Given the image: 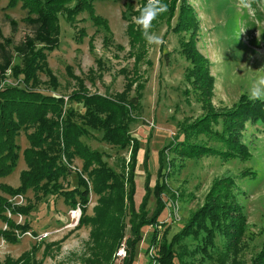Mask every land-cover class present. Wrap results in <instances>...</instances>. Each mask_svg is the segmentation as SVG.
<instances>
[{"label": "rangeland", "instance_id": "rangeland-1", "mask_svg": "<svg viewBox=\"0 0 264 264\" xmlns=\"http://www.w3.org/2000/svg\"><path fill=\"white\" fill-rule=\"evenodd\" d=\"M188 1L198 19L195 45L207 58L209 72L213 77L210 100L216 110L229 107L240 93L248 95L252 78L259 70H264V11H260L255 4L253 14L246 9L238 10L236 0ZM6 2L7 0H0V43L1 36L11 38L6 49L11 55V62L21 65V56L16 53L14 45L30 30V26L23 20L25 9L20 6V2L8 7L5 6ZM138 3L139 0L92 1L94 13L106 19L109 33L103 27L94 25L85 10L78 12L71 23L64 18L63 11L58 12V44L45 51L46 65L51 70L54 83L44 70H36V89L42 93L61 96L66 101L64 106L73 109L76 114L73 118L77 122H82L80 115L83 107L80 102L66 100L67 95L77 86V81L69 75V71L81 78L89 92L111 94L119 91L124 82L121 69L132 71L133 58L128 50L125 34L127 19L121 16V11L125 18H130L129 9L124 5L136 7ZM5 14L16 21L14 31L10 29ZM170 23H174L173 17ZM80 27L81 35L78 33ZM152 32L161 36L163 42L158 45L145 42L142 58H149L151 64L147 65L143 60L139 63L138 69L144 79L140 90V107L136 119L129 124V132L139 141L133 174L135 207L144 192L145 177L148 178L149 188L157 179L156 181L165 182L167 189L161 194L165 207L159 212L157 221L143 224L139 228L140 238L133 244V260L141 261V252L147 244L157 250V240L162 234L168 239L179 229L188 213L202 203L214 177L229 175L234 182V195L241 205L244 225L240 240L221 262L229 264L235 260L234 262L248 263L264 242V119H247L240 129V139L249 152L247 158L233 157L224 160L213 154L180 158L173 154L175 158L174 162L172 160V168L169 166L166 175L156 178L158 150L175 135L182 119L191 121L203 111L196 92H185L186 87H190L184 78L189 61L179 50V34L169 30L164 20L156 22ZM16 81L8 69L5 82L14 84ZM217 119L218 122L215 121L212 126L218 129L221 119ZM85 127L87 132L79 136L80 140L90 148L101 151L103 160L114 170H118L120 161H126L128 150L100 139V129L87 125ZM31 129L20 128L15 135L18 147L16 162L10 172L0 176V183L11 186L18 184V173L20 169L26 168L21 152L28 145L25 133ZM197 138L208 145L219 144L203 134H198ZM171 155L169 152L167 157L170 158ZM62 160L65 161L63 157ZM66 163L70 172L63 180L59 179L63 187L69 188L76 183V172L79 171L81 160L74 157L71 163ZM165 165L168 166L167 163ZM0 194L14 204H32L26 214H11L7 210L5 213L16 223L26 221L30 226L29 230L35 233L32 235L29 231H24L14 243L0 237V262L7 257L14 259L27 252V259L21 258L22 264H94L99 254V249H95L99 248L96 243L98 241L90 237L89 223H79L82 214L91 216L94 212L93 206L97 203L94 192L89 191L84 209L79 201L71 205L59 194L46 193L34 199L30 188L21 195L10 196L1 190ZM145 204L149 214L154 206L151 192ZM123 222V235L119 241L127 242L130 235L127 213L123 216ZM0 227H5L1 219ZM153 228L156 241L150 240ZM42 233L45 234L37 237ZM181 243L188 249H193L196 240L186 237ZM221 247V235L216 232L209 251L214 254ZM114 249L110 251L106 264L112 262ZM182 259L184 264H211L212 261V257L201 255L198 250L191 255H184ZM174 264H178L176 258Z\"/></svg>", "mask_w": 264, "mask_h": 264}, {"label": "trees", "instance_id": "trees-1", "mask_svg": "<svg viewBox=\"0 0 264 264\" xmlns=\"http://www.w3.org/2000/svg\"><path fill=\"white\" fill-rule=\"evenodd\" d=\"M92 1L7 0L5 4L8 7L20 2V6L25 9L23 20L30 26V30L14 45L16 53L21 56V65L11 62V55L6 49L11 38L1 36L0 176L10 172L15 165L18 148L15 135L18 130L32 129L25 133L28 145L21 152L26 168L20 169L18 184L11 186L1 182L0 190L11 196L21 195L30 188L33 190L34 199L46 193L59 194L71 205L79 201L82 209L89 191L94 192L97 195L94 212L91 216L82 214L79 223H89V235L98 241L96 243L99 248L94 247L99 249V254L93 263L106 264L110 251L116 247L123 235V216L126 213L128 215L130 235L127 244L132 247L140 238V226L157 221L159 212L165 207L161 194L167 189V184L156 179L149 188L148 178L145 177L144 192L135 207L133 174L139 141L129 132V124L136 119L140 107V90L144 79L138 69L139 63L143 60L150 65L151 60L142 58L146 40L133 22V17L138 15L136 10L145 5L147 0H139L136 7L124 5L129 9L130 18H125L121 11V16L127 19L125 34L128 50L133 58L132 71L121 69L124 82L119 91L111 94L89 92L81 78L69 71V75L77 81V86L67 95L66 100L80 102L83 107L80 115L82 122L73 118L76 114L71 107L64 106L66 101L61 96L42 93L36 89V70H44L54 83L51 70L46 65L45 51L55 48L58 44V12L63 11L64 18L71 23L78 12L85 10L94 25L103 27L109 33L106 19L94 13ZM164 2L168 5L167 12L152 22L151 31L156 22L164 20L169 30L179 34V50L189 61L184 78L190 87H186L185 92H196L203 113L191 121L182 119L175 135L158 150L156 178L166 175L169 166L172 168L175 158L173 154L180 158H196L210 154L224 160L233 157L247 158L249 152L240 139V129L247 119H264V100L252 102L246 93H240L232 105L216 110L210 100L213 77L209 72L208 61L195 45L198 19L194 8L188 0ZM5 17L9 21L10 29L14 31L16 21L7 14ZM172 17L173 24L170 23ZM78 33L82 34L81 27ZM8 69L17 79L14 84L5 82ZM218 117L221 121L217 129L212 125L215 121L218 122ZM85 125L100 129V139L128 150L127 159L125 161L121 158L118 170H114L103 160L101 151L90 148L80 140L79 136L87 132ZM198 134H203L207 139L219 144L208 145L204 140L197 138ZM169 152L172 154L170 158L167 157ZM145 155L144 153V163ZM74 157L81 160L79 171L76 172V183L69 188L63 187L59 178L63 180L70 172L66 162L71 163ZM233 185V179L229 175L217 176L211 180L202 203L188 213L179 229L168 239L162 234L157 240L159 264H174V258L178 260V264H184V255H191L196 250L200 251L201 255L212 257L211 264H222L224 256L233 251L236 242L240 240L244 225V215L234 195ZM149 192L154 196V206L148 214L145 203ZM31 207L30 202L24 205L14 204L0 194V219L5 224V227H0V237L14 243L24 231L35 235L33 230H29L30 226L26 221L16 223L5 213L7 210L11 214H26ZM216 232L221 235L222 247L212 254L209 248L213 245ZM186 237L196 240L193 249H188L181 243ZM150 240L156 241L154 228L150 232ZM20 256L14 259L7 257L0 264H22L21 258L27 259V252L21 253ZM234 261L229 264H264V242L248 263Z\"/></svg>", "mask_w": 264, "mask_h": 264}, {"label": "clouds", "instance_id": "clouds-1", "mask_svg": "<svg viewBox=\"0 0 264 264\" xmlns=\"http://www.w3.org/2000/svg\"><path fill=\"white\" fill-rule=\"evenodd\" d=\"M264 11V0H236L238 10H249L250 14L254 13L253 5ZM168 5L164 0H147V3L138 8L137 16L133 17V22L141 31L144 39L148 44H161L162 37L151 31L152 22L158 16L167 12ZM248 99L252 102L264 100V70H259L252 78V83L248 89Z\"/></svg>", "mask_w": 264, "mask_h": 264}, {"label": "built area", "instance_id": "built-area-1", "mask_svg": "<svg viewBox=\"0 0 264 264\" xmlns=\"http://www.w3.org/2000/svg\"><path fill=\"white\" fill-rule=\"evenodd\" d=\"M42 233L37 237L44 235ZM141 261L133 260V246L130 247L126 241L121 240L116 245L113 252V259L110 264H159L157 260V251L152 245L147 244L145 249L141 252Z\"/></svg>", "mask_w": 264, "mask_h": 264}]
</instances>
